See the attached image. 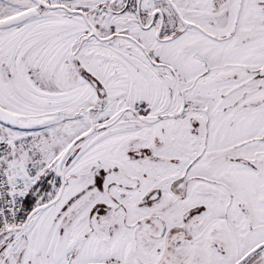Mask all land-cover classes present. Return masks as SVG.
I'll return each instance as SVG.
<instances>
[{
    "label": "snow or ice",
    "instance_id": "1",
    "mask_svg": "<svg viewBox=\"0 0 264 264\" xmlns=\"http://www.w3.org/2000/svg\"><path fill=\"white\" fill-rule=\"evenodd\" d=\"M0 264H264V0H0Z\"/></svg>",
    "mask_w": 264,
    "mask_h": 264
}]
</instances>
